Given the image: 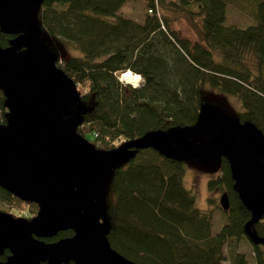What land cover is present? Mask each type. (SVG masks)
Returning <instances> with one entry per match:
<instances>
[{
	"label": "trees",
	"instance_id": "trees-1",
	"mask_svg": "<svg viewBox=\"0 0 264 264\" xmlns=\"http://www.w3.org/2000/svg\"><path fill=\"white\" fill-rule=\"evenodd\" d=\"M129 1L43 0L35 13L44 33L75 51L63 59L56 54V64L75 82L87 109L77 133L110 150L147 132L183 131L197 121L207 83L237 97L244 108L238 122H252L264 134V0H142V20L120 12ZM229 6L249 13L250 23L229 24ZM178 20L198 39L180 37L171 28ZM13 38L0 30V47L11 46ZM246 58L258 71L254 77ZM127 70L143 84L121 82L118 75ZM5 101L0 90V124L6 122ZM220 160L221 174L208 187L224 184L231 224L218 233L211 214L196 207L184 186L183 159L145 148L115 165L103 207L110 245L138 264H223L227 239L244 233L250 212L232 188L228 161L223 155ZM0 199L15 197L0 188ZM252 228L264 237V214ZM72 234L66 230L45 240ZM8 255L6 250L0 260ZM231 264H246L245 256L234 251Z\"/></svg>",
	"mask_w": 264,
	"mask_h": 264
},
{
	"label": "water",
	"instance_id": "water-1",
	"mask_svg": "<svg viewBox=\"0 0 264 264\" xmlns=\"http://www.w3.org/2000/svg\"><path fill=\"white\" fill-rule=\"evenodd\" d=\"M42 1L0 0V30L14 36L11 46L0 47V90L8 109L0 124V188L38 207L29 220L0 210V257L9 252L0 264H138L110 245L111 223L100 212L97 187L115 165L145 148L182 159L218 147L232 188L250 212L244 233L264 246L252 228L264 214L262 131L252 122L222 120L220 110L204 102L195 124L178 136L151 131L97 149L77 133L87 109L75 82L40 40L35 13ZM219 204L229 211L227 191ZM66 230L73 234L45 240Z\"/></svg>",
	"mask_w": 264,
	"mask_h": 264
},
{
	"label": "rangeland",
	"instance_id": "rangeland-1",
	"mask_svg": "<svg viewBox=\"0 0 264 264\" xmlns=\"http://www.w3.org/2000/svg\"><path fill=\"white\" fill-rule=\"evenodd\" d=\"M123 7L120 9V12L123 15L133 17L137 20L143 19L144 10L142 0H130L127 3L126 9H123ZM35 21L37 23V29L41 42L46 47H48L51 52L57 54L61 59L67 58V56L70 54H75L74 50L62 46L60 43L44 33L39 27L36 18ZM227 22L229 24L245 26L250 23V16L249 13L241 11L236 6H229ZM171 28L175 29L178 35L182 38H188L191 41L198 39L196 34L190 29L184 20H178L172 23ZM246 61L249 63L248 65L250 75L251 77H254L258 71L255 69L253 65L254 63L250 62L249 58H246ZM118 76L120 77V75ZM121 82L131 85L130 83L124 81ZM142 84L143 83L137 87L141 86ZM131 86L134 87L133 85ZM203 90L205 101L220 110L222 120L231 121L233 123L237 122L238 125H242L237 120L238 113L242 112L244 108L237 97L222 93L216 88L214 89L208 86L207 83L204 84ZM170 133H174L178 136L181 133V130L175 129L170 131ZM221 158V151L216 146L210 151H207L201 147L194 153L182 158L185 165V173L183 177L184 186L195 196L196 207L199 208L203 214H211L210 218L214 233H218L224 225L231 224L228 212H225L219 204L220 195L223 191H226L224 184L223 186L219 185L212 191L208 187L209 180L217 179V177L221 174ZM108 189V180L104 184L97 187L99 197L98 206L103 216L105 215L103 207L105 205ZM37 209L38 207L36 204L23 202L16 197L14 200L11 199V201L0 199V210L10 213L15 217L21 216L27 219L28 215H33V213L35 215ZM255 249L256 248L254 244L249 240L245 233H237L227 239L226 245L223 248V264H231L232 254L234 251L245 256L246 264H264V261L259 263V258L257 257V252ZM257 249L259 250L260 255L264 258V246L258 245Z\"/></svg>",
	"mask_w": 264,
	"mask_h": 264
},
{
	"label": "built area",
	"instance_id": "built-area-1",
	"mask_svg": "<svg viewBox=\"0 0 264 264\" xmlns=\"http://www.w3.org/2000/svg\"><path fill=\"white\" fill-rule=\"evenodd\" d=\"M128 72H129V74H130L131 76H133V78L130 79V81L127 82V83H130V84L133 85L134 87H137L138 85H140V84L143 82V78H142L140 75H138V74H134V73L131 72V71H128Z\"/></svg>",
	"mask_w": 264,
	"mask_h": 264
},
{
	"label": "bare ground",
	"instance_id": "bare-ground-1",
	"mask_svg": "<svg viewBox=\"0 0 264 264\" xmlns=\"http://www.w3.org/2000/svg\"><path fill=\"white\" fill-rule=\"evenodd\" d=\"M132 78L133 76H131L128 71L122 72L120 74V79L124 82H129Z\"/></svg>",
	"mask_w": 264,
	"mask_h": 264
},
{
	"label": "flooded vegetation",
	"instance_id": "flooded-vegetation-1",
	"mask_svg": "<svg viewBox=\"0 0 264 264\" xmlns=\"http://www.w3.org/2000/svg\"><path fill=\"white\" fill-rule=\"evenodd\" d=\"M38 210V209H37ZM225 212H228V211H225Z\"/></svg>",
	"mask_w": 264,
	"mask_h": 264
},
{
	"label": "clouds",
	"instance_id": "clouds-1",
	"mask_svg": "<svg viewBox=\"0 0 264 264\" xmlns=\"http://www.w3.org/2000/svg\"><path fill=\"white\" fill-rule=\"evenodd\" d=\"M127 71H129V70H127Z\"/></svg>",
	"mask_w": 264,
	"mask_h": 264
},
{
	"label": "crops",
	"instance_id": "crops-1",
	"mask_svg": "<svg viewBox=\"0 0 264 264\" xmlns=\"http://www.w3.org/2000/svg\"><path fill=\"white\" fill-rule=\"evenodd\" d=\"M132 72V71H131Z\"/></svg>",
	"mask_w": 264,
	"mask_h": 264
}]
</instances>
